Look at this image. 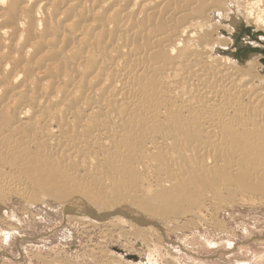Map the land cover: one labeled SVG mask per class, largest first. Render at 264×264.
<instances>
[{"label": "bare ground", "instance_id": "bare-ground-1", "mask_svg": "<svg viewBox=\"0 0 264 264\" xmlns=\"http://www.w3.org/2000/svg\"><path fill=\"white\" fill-rule=\"evenodd\" d=\"M7 195L159 229L264 198V0H0Z\"/></svg>", "mask_w": 264, "mask_h": 264}, {"label": "rangeland", "instance_id": "rangeland-1", "mask_svg": "<svg viewBox=\"0 0 264 264\" xmlns=\"http://www.w3.org/2000/svg\"><path fill=\"white\" fill-rule=\"evenodd\" d=\"M246 196H224V205L208 203L159 229L138 216L97 215L95 222L51 198L32 204L7 195L0 199V264H264V198ZM111 217L118 226L104 225ZM144 226L151 228L139 231Z\"/></svg>", "mask_w": 264, "mask_h": 264}]
</instances>
